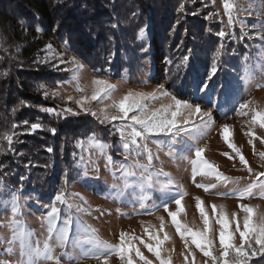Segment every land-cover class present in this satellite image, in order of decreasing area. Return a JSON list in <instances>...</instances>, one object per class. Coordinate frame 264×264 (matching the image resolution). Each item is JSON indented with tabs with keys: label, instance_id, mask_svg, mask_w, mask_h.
Segmentation results:
<instances>
[{
	"label": "trees",
	"instance_id": "1",
	"mask_svg": "<svg viewBox=\"0 0 264 264\" xmlns=\"http://www.w3.org/2000/svg\"><path fill=\"white\" fill-rule=\"evenodd\" d=\"M200 17L188 0H0V182L20 195L55 201L74 171L77 142L95 134L111 144L89 115L62 118L42 111L49 100L44 90L69 80L55 54L76 56L91 74H97L95 69L110 78H133L145 64L155 65L147 60L158 56L170 89L205 104L204 93L193 95V79L206 75L215 50L225 45L211 98L224 104L227 94L221 113L233 111L232 85L238 83L245 57L255 59L263 42L236 29L229 44L221 43L216 24ZM147 24L159 42L142 52L138 33ZM33 123L43 127L33 131ZM6 134L12 135L11 144ZM253 264L264 260L254 257Z\"/></svg>",
	"mask_w": 264,
	"mask_h": 264
},
{
	"label": "snow or ice",
	"instance_id": "2",
	"mask_svg": "<svg viewBox=\"0 0 264 264\" xmlns=\"http://www.w3.org/2000/svg\"><path fill=\"white\" fill-rule=\"evenodd\" d=\"M253 2L254 0H249L250 6ZM222 4L225 15L228 17V26L232 27L237 22V19L234 18L237 11L235 0H222ZM260 4L264 6V0H260ZM211 15L210 13L209 16ZM241 23L243 22L241 21ZM115 26L113 25V27ZM37 31H40V29L37 28ZM216 35L223 40L226 37V32L221 29ZM144 36L145 29L141 28L139 37L143 38ZM256 37L264 40V24L261 25V31L256 32ZM68 44L69 42L65 40L63 46L66 50ZM46 48L51 50V44L46 45ZM222 50L223 45L215 50L210 69L206 75L199 79H193V95L195 92L204 93L207 98L206 103L203 105L196 100L185 99L182 95L168 92L162 84L157 85L150 92L128 89L118 99L113 98V93L118 86L107 79L101 78L98 75L99 70H93L97 74L92 76L89 84H80L81 72L86 65L76 56H72L68 62L73 66L71 79L75 82V91L85 93L90 88L91 94L81 95L78 99L68 96L67 100L75 103V109L69 106L60 110L56 108L42 109V111L48 113H55L57 117L80 116L83 114L96 117L101 124L108 123L116 126L114 122H120L119 126H116V130L121 138L125 159L127 160L128 157L135 153L137 156L145 155L147 163H140L139 160L135 163H122L119 167L120 176L116 177L115 172H113V177L114 179H122L126 189L130 187L128 178L136 177L131 187L133 191L139 188L138 202L142 208L148 198V190L155 188L163 194L161 200L163 210L167 213L172 226H174L183 243V249L180 252V256L183 257V264H198L190 245H194L203 255L205 258L203 264H253L254 257H260L261 260H264V211H261L259 206L242 202L253 196L264 199V179H261L264 177V172L253 173V169L243 155L241 148L230 139L232 136V125L222 124L219 132L220 137L235 154V158L239 159L242 170H246L249 175H255V179L242 188L237 187L228 192L216 193L221 197L234 196L239 202L237 204L239 211H232L230 214L227 212L225 205L212 204L210 217L205 212L203 200L198 196L194 197L195 207L199 211L203 224L202 229L193 230L177 219L178 215L185 212L182 200L187 195V192L184 190L183 185L175 181L171 173L163 171L162 167L158 171L153 170V161L158 159V157L153 155L146 143H142L151 136L163 134L168 137V140L163 142L156 141L157 146L159 148L163 144H167L170 149L168 155L172 159L175 160L177 156L182 159H188L183 156V152L194 151V158L189 161L192 165V182L197 188H202L206 193L221 184L227 186L240 183L241 177L224 175V173L219 171L218 165L204 158L206 146H197L198 141L207 136L215 124L213 109L220 110L228 104L227 94H225L224 104H217L211 98V92L216 90L214 77L218 71ZM188 59L189 57L185 56L183 62L187 64ZM245 64L246 67L241 75V80L247 91L248 86L254 79V71L247 67V57H245ZM260 86L256 85V87ZM205 97H199L198 99H205ZM165 98L168 99V103H162L157 108L150 107L152 101ZM232 99L237 104L234 109L237 117H251L244 121L243 126L247 127V131L243 134L248 137L247 143L252 146L253 154L258 155L260 160L264 161V151L257 153L254 144V140H259L264 145V136L257 135L255 131L257 126L264 130V107H259L257 102L251 98L242 102H239L238 96ZM94 101L102 105L98 110L92 104ZM105 101H110V103H104ZM209 104L211 107H208ZM42 127L40 123L31 124V130L33 131ZM49 130L53 134L56 132L55 128ZM3 138L9 144L12 143V135L6 134ZM84 144V141L77 142V146L81 148L84 147ZM87 144L90 149L96 150L101 156L105 157L106 169L116 168V163L112 157L107 155L110 145L102 143L96 138L95 134L88 138ZM175 144H180L182 147L173 153L171 149ZM48 151L51 152L52 149L49 148ZM221 155L228 159H234L228 152L221 153ZM83 161L84 158L82 156L81 162ZM94 164L95 162L92 160V154L90 153L88 161L83 163L85 169L83 177L86 181L88 180L87 169ZM94 171L98 175L99 167L96 166ZM198 175L214 178L216 183L196 184L195 180ZM160 177L165 179L160 180ZM64 182L67 184V173ZM112 187L117 188L116 185ZM173 192L176 193L175 197L171 195ZM74 196L83 204L87 203L80 194L77 193ZM56 202L66 207V215L62 224L58 222L60 209L55 206ZM169 202H174L176 205L174 211L170 210ZM9 205L11 215L8 217L7 223L0 225V227H7L10 237L5 239L0 236V245L3 246V251L9 256H14L18 248L19 258L13 261L0 260V264H61V257H67L70 262L75 260L76 264H80V258L94 259L98 264H111L112 257H115L119 264H154L153 260L148 259L143 254L136 241H139V244L143 245L152 254L156 264H173L172 257L175 248L165 247L166 242H171V236L165 230L166 221L163 216L156 217L160 222L158 229L151 224L143 227L144 222H141L143 233L148 238L147 241L141 236L121 230L118 242L111 243L100 237L97 228L85 224L78 218L75 220V231H73L74 221L71 211L73 207L79 213L87 214V212L82 204H74L69 201L66 192L61 189L56 195L50 211L42 218V226L46 225V237L43 241L36 240L33 242L35 234L22 219L23 212L18 192H13L10 201L5 202L6 207ZM213 221L218 228L213 226ZM237 236L239 243L236 242ZM217 240L219 242L218 254L216 249ZM56 247L61 249V257L55 254ZM69 247H71L72 252L68 251ZM77 250L78 255L76 254ZM189 257L192 258L191 262Z\"/></svg>",
	"mask_w": 264,
	"mask_h": 264
},
{
	"label": "rangeland",
	"instance_id": "3",
	"mask_svg": "<svg viewBox=\"0 0 264 264\" xmlns=\"http://www.w3.org/2000/svg\"><path fill=\"white\" fill-rule=\"evenodd\" d=\"M194 4L195 11L198 12V15L202 18L208 17L209 22L213 23L215 32H219L223 29L226 32V37L222 40L215 33V37L222 43H230L232 40L233 33L236 29L240 30L243 35L249 40H257L259 44L263 42V45L257 47L255 59L251 62H247V67H250L254 71V79L251 84L248 86L247 91L241 80V75L244 72L246 64H243L242 72L239 78L237 77L238 83L232 85V95L233 97H239V102L247 99H253L257 102L259 107H264V40L258 39L256 37V32L261 31V25L264 24V6L260 4V0H254L253 4L250 6L249 0H235L236 3V14L234 16L237 19V22L232 26H228V17L225 15L222 0H188ZM212 14L209 16V14ZM241 21L243 23H241ZM145 36L143 38L139 37L138 40L140 44H144V47L141 48V51H147L155 44L158 45L157 40H154L152 37V31L150 25H145ZM227 44V45H228ZM225 48V45H224ZM224 48L222 51H224ZM53 54V53H52ZM50 54V56L52 55ZM54 57L59 58L57 60L58 64H62L65 71L69 74V80L65 83H62L59 86H56L53 90H44V95L48 96L49 100L47 101V108H56L57 110L63 109L66 106L76 108V105L72 101H68L67 97L72 96L74 99H78L81 95H90L91 89H87L85 93H79L75 91V82L72 81L73 75V66L68 61L71 56L60 54H55ZM63 60V62H61ZM150 63L154 64H145V69L142 72L137 73L133 78L129 76L122 75L115 78L100 76L101 78L107 79L112 84L117 85V90L113 93V98H119L128 89L133 90H142L145 92H150L157 85H164V88L173 94L169 85L170 82L165 79L162 66V59L158 56L147 60ZM153 67L154 71L150 68ZM93 74H91L87 67L81 72L80 84L87 85L90 83ZM256 85H261L256 87ZM47 93V95H46ZM177 95V94H176ZM185 99H190L183 97ZM168 99H158L152 101L150 104L151 108H157L160 104L168 103ZM104 103H110V101H105ZM93 106L98 110L102 105L97 102H92ZM202 104V103H201ZM203 105V104H202ZM234 109L237 106L236 103L233 104ZM209 107V106H208ZM224 112L213 109L215 124L211 128V131L203 139L198 141L197 146L205 147L206 151L204 153V158L214 162L218 165L219 171L224 173V175L229 177H241L240 183L229 184L224 186L221 184L215 189H211L209 192H205L202 188H197L192 182V165L190 160L194 158V151H185L183 156L188 159H182L179 156L174 160L168 153L170 151L167 144H163L158 148L156 141H167L168 137L163 134L151 136L147 141L142 142L146 143L148 149L151 150L155 157L153 161V170L158 171L161 167L163 171L169 172L172 175V178L177 181L179 184L183 185L184 190L187 192V195L182 200V205L185 208V212L178 215L177 219L181 223L187 224L188 227H191L193 230L202 229L203 224L199 215V211L195 207L194 197H200L203 200V207L205 212L211 217L212 214V204H223L226 206L227 212L230 214L232 211H239L237 204L239 203L234 196H218L216 193L219 192H228L233 188L244 187L252 180L255 179V175H249L246 170H242V165L239 162L238 158H235V154L231 149L227 147L224 141L220 137V126L222 124L232 125V136L230 139L241 148L243 155L249 162V165L253 169V173L264 172V161H261L258 155L253 154L252 146L247 143L248 137L243 133L247 131V127L243 126L244 121L250 119L251 117H237L235 111ZM45 112V111H43ZM50 115H55V113H48ZM227 113L226 115H224ZM83 115V114H82ZM91 116V115H89ZM71 116H66L62 118H67ZM96 124L98 125V130L106 135L111 144V147L107 150V155L111 156L113 161L116 163L115 169H106L105 168V157L101 156L99 152L94 149H90L87 144L88 138L80 141H84V147H78L76 144V149L78 151L76 156V161H74V171L71 174V179L68 184L64 187V191L67 194L69 201L74 204L80 203L86 209L87 214L79 213L73 207L72 216H73V231H75V220L78 218L80 221L84 222L87 225H91L98 229V234L104 240H107L111 243L118 242L119 232L124 230L130 234L136 236H141L145 241L148 240L147 236L143 233V227L149 226V224L155 226L156 229L159 228V220L157 216H163L166 221L165 230L171 236V242H166L165 247L175 248L173 253V264H183V257L180 256V252L183 249V243L176 233L174 226L171 224V220L168 217L167 213L163 210V205L161 200L163 194L157 189L153 188L148 190L147 199L145 200V206L142 208L139 201L140 190L136 188L135 191L132 190L131 185L135 182L136 177H129V185L127 189L124 187L122 179H114L113 172L115 176H120L119 167L120 164L135 163L139 160L140 163H147L145 155L137 156L133 153L132 156L125 159L123 148L121 145V138L119 132L116 130V126H119L120 122H114L113 124H101L96 117L91 116ZM243 126V127H242ZM256 134L264 136V130H261L259 126L255 128ZM104 143V142H102ZM191 143V141H190ZM106 144V143H104ZM256 152L264 151V145L260 143L259 140H254ZM182 145L175 144L171 151L173 153L181 149ZM228 152L234 159H228L227 157L221 155V153ZM90 153L92 154V160L95 162L94 165H90L87 169L88 180L86 181L83 177L84 167L83 163L88 161ZM83 156L84 161L81 162V157ZM99 167V174L94 171V168ZM79 173V174H78ZM139 175V173H138ZM160 180H164V177H160ZM261 179H264L262 177ZM196 184H213L216 183L214 178L197 176L195 180ZM116 185L117 188L112 186ZM119 189V191H117ZM14 191L2 182H0V225H5L7 223L10 213V205L5 206V202L10 201L11 195ZM80 194L87 201L86 204H83L74 194ZM19 194V193H18ZM20 195V194H19ZM171 195L174 197L176 193L173 192ZM54 201H43L37 199L35 196H23L20 195V204L22 206V219L26 223L29 229L34 232L33 242L36 240L43 241L46 237V225L42 226V218L47 215L53 206ZM243 203L259 206L261 211H264V199L258 198V196H253L250 199L242 201ZM58 206L60 209V218L59 223H63V219L66 215L65 205L60 204ZM170 210H175L176 205L174 202H169ZM103 213V214H102ZM151 213V214H149ZM242 216V213H241ZM141 222H144L143 227ZM214 227V221L212 222ZM163 235V234H161ZM0 236L8 239L10 237V232L7 227H0ZM150 242V241H149ZM237 243H239L237 236ZM137 245L140 247L143 254L155 262V258L152 256L143 245L139 244V241H136ZM191 250L195 254V259L198 264H203L204 257L203 255L195 248L194 245H190ZM217 254L219 252V242L216 241ZM69 252H72L71 247L68 248ZM55 254L58 257H61V249L56 247ZM78 255V250L76 252ZM19 258L18 248L14 256H9L3 251V246L0 245V260L13 261ZM192 258L189 257L191 262ZM61 264H76V261H69L67 257H61ZM80 264H98L94 259L80 258ZM111 264H119L118 260L115 257H112Z\"/></svg>",
	"mask_w": 264,
	"mask_h": 264
}]
</instances>
